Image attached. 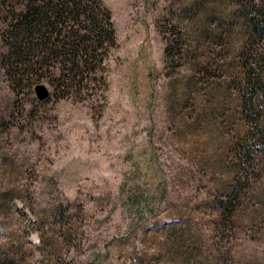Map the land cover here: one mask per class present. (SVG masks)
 <instances>
[{
	"label": "rangeland",
	"instance_id": "rangeland-1",
	"mask_svg": "<svg viewBox=\"0 0 264 264\" xmlns=\"http://www.w3.org/2000/svg\"><path fill=\"white\" fill-rule=\"evenodd\" d=\"M33 1L0 0V264H264V0H102L69 97L12 55Z\"/></svg>",
	"mask_w": 264,
	"mask_h": 264
},
{
	"label": "trees",
	"instance_id": "trees-1",
	"mask_svg": "<svg viewBox=\"0 0 264 264\" xmlns=\"http://www.w3.org/2000/svg\"><path fill=\"white\" fill-rule=\"evenodd\" d=\"M15 27L22 40L12 46V55L24 58L20 66L43 68L45 60L58 59L54 73L61 97L81 92L84 80L94 87L100 80L105 84L102 73L117 40L111 12L102 0L33 1Z\"/></svg>",
	"mask_w": 264,
	"mask_h": 264
},
{
	"label": "water",
	"instance_id": "water-1",
	"mask_svg": "<svg viewBox=\"0 0 264 264\" xmlns=\"http://www.w3.org/2000/svg\"><path fill=\"white\" fill-rule=\"evenodd\" d=\"M34 89L38 100H44L50 93L44 84H37Z\"/></svg>",
	"mask_w": 264,
	"mask_h": 264
}]
</instances>
